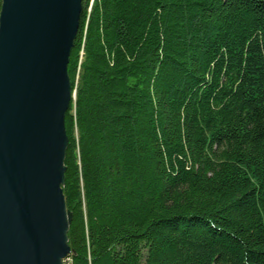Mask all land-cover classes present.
<instances>
[{"label":"trees","instance_id":"16d2710c","mask_svg":"<svg viewBox=\"0 0 264 264\" xmlns=\"http://www.w3.org/2000/svg\"><path fill=\"white\" fill-rule=\"evenodd\" d=\"M68 72L72 264H264V0H83Z\"/></svg>","mask_w":264,"mask_h":264},{"label":"water","instance_id":"95a60500","mask_svg":"<svg viewBox=\"0 0 264 264\" xmlns=\"http://www.w3.org/2000/svg\"><path fill=\"white\" fill-rule=\"evenodd\" d=\"M83 0H2L0 264H64L68 72Z\"/></svg>","mask_w":264,"mask_h":264},{"label":"built area","instance_id":"2783aa9c","mask_svg":"<svg viewBox=\"0 0 264 264\" xmlns=\"http://www.w3.org/2000/svg\"><path fill=\"white\" fill-rule=\"evenodd\" d=\"M64 264H72L71 259L66 258V259L64 260Z\"/></svg>","mask_w":264,"mask_h":264}]
</instances>
